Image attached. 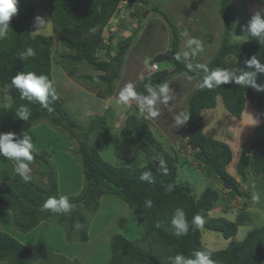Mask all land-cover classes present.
I'll return each mask as SVG.
<instances>
[{
  "label": "trees",
  "instance_id": "16d2710c",
  "mask_svg": "<svg viewBox=\"0 0 264 264\" xmlns=\"http://www.w3.org/2000/svg\"><path fill=\"white\" fill-rule=\"evenodd\" d=\"M135 1L145 0H50L48 13L55 34L33 36L31 27L34 21V7L18 0L17 13L10 19L8 34L0 37V87L8 90L11 96V105L0 107V124L6 130L15 132L28 130L44 120L52 125L62 126L75 135L74 129L77 127L72 125L74 121L70 120L57 91V99L48 97L49 108H52V111H49L43 108L38 100H22L19 91L11 86V79L18 72H35L37 75L47 76L53 81L56 89L53 53L57 34L61 46L67 50L64 54L60 53V60L71 66L87 64L93 69L106 72L100 73L99 76L109 82L110 86L107 92L99 93L102 96L113 93L112 81L120 77L124 59L135 35L120 39L117 38L116 32L111 30L112 26L108 31L105 27L121 4ZM233 6V0H221L220 7L224 18L222 39L215 56L202 65H194L191 62L193 58L197 59V54L185 58L181 47L182 32L180 33L170 14L162 12L173 34L168 49L158 53L154 60L168 62L172 68L141 78L138 93L150 95L147 90L149 87L156 89L158 93L159 85L168 84V77L174 74L197 80V88L187 97V113L190 114L187 121L188 144L194 157L203 164L202 169L206 175L219 179L228 196L242 198L244 207L236 220L224 216L230 211L227 207V212L221 213L222 216L210 215L222 199L220 192L212 186H207L197 198L191 184L179 182L178 157L167 151L157 140L145 117L131 114L126 118L120 135L123 141L143 152L144 158L148 157L147 162H139L140 158L135 156L134 163L115 166L101 155L89 141V135L96 127H100L94 125L106 119L105 117L98 118L88 128H80L83 138L79 139V154L84 185L78 195L68 200L70 211H42L43 202L49 197H55L57 200L60 198L59 185L51 171L45 174L49 177L48 190L42 185H35L30 179L25 181L17 173L12 176L11 182L0 185V205L7 206L12 211L14 226L19 231L30 232L46 220L61 224L68 240L88 242L90 214L86 213L98 210L102 196L114 194L129 204L139 224L144 228L149 243L143 246L123 234H115L110 243L111 258L108 264H172L170 257L182 254L185 260H194L196 252L210 253L214 264H264V226L254 227L244 239L232 241L225 248L218 250L206 246L201 233L202 229H205L230 240L238 234L239 226L250 220L247 211L249 203L245 199L247 193L237 178L227 170L233 158L231 146L224 140L208 138L203 131L202 112L215 108L219 98L226 109L238 119H241L249 97L256 95L260 105L264 104V92H254L248 85L243 87L235 83V79L240 76L228 63L231 56L248 61L262 49L259 42L232 40L237 24ZM29 48L35 55H27ZM104 50L105 52L101 53ZM113 50H117L114 55L111 54ZM177 54L179 59H176ZM205 67L209 70H226L230 74V82L212 89L202 88ZM21 105L28 108L27 120L18 114ZM32 155L34 159L31 162L50 167L46 165L50 160L47 150L32 152ZM160 161H164V165H161ZM249 171L264 178V136L252 140L241 149L237 172L246 180ZM144 173L149 174L152 183L140 179ZM147 201H151V207ZM177 209L185 213L188 222L187 234L177 235L178 229L172 224ZM195 215L203 218L202 226L191 223ZM75 228H78L79 236L73 235ZM34 255L30 247L0 229V260L8 261L9 264H35ZM48 259L49 257L42 260L41 264H48ZM55 264L82 263H74L70 258L61 256Z\"/></svg>",
  "mask_w": 264,
  "mask_h": 264
},
{
  "label": "rangeland",
  "instance_id": "374dc122",
  "mask_svg": "<svg viewBox=\"0 0 264 264\" xmlns=\"http://www.w3.org/2000/svg\"><path fill=\"white\" fill-rule=\"evenodd\" d=\"M19 1L34 7V21L31 27L33 36L55 34L53 22L48 13L50 0ZM220 4L221 0H145L121 4L120 6L124 7L113 13L105 29L108 31L113 24L119 25L116 32L117 38L126 39L132 34L135 37L124 59L120 77L112 81L113 93L106 96L99 93V91L107 92L110 86L109 82L99 76L100 73L106 74V72L93 69L87 64L71 66L62 62L60 53L64 54L67 50L61 46L56 34L53 53L56 91L65 110L69 113L70 120L74 121L72 125L77 128H73L75 135H72L70 130L64 127L42 120L28 130L12 131L16 134L13 142L23 141L27 134L32 137L31 142L34 144V150H30L31 152H41L43 149L49 152L50 160L46 165L50 167L36 162L28 163L30 180L35 185H42L48 190L49 177L45 174L51 171L59 185V197L67 196L69 200L78 195L84 185L79 154V139L83 138L80 128L90 127L100 117L106 119L94 125L100 127L91 131L89 141L107 161L115 166H122L134 163L136 156L140 158L139 162H147L148 157L144 158L143 152L123 141L120 135L127 115L135 114L137 117H145L157 140L167 151L178 157L180 183L191 184L197 198L207 186H212L220 192L222 199L210 215L222 216L221 213L227 212L225 209L227 207L230 211L224 216L236 220L244 207L242 198L228 196L227 190L223 188L219 179L206 175L202 169L203 164L194 157L188 144L187 122L176 123V117L181 112L187 113V97L197 88V80L177 74L169 76L167 101L158 92L151 106L145 101V97L151 98V96L138 93L141 78L154 73L151 66L155 62L158 63L154 60L155 56L168 49L172 40L173 32L162 12L170 14L169 16L178 25L180 33L182 32L181 47L185 58L192 55V48L195 47V45L189 47L187 41L190 38H196L201 42L203 51L198 53L197 59L193 58L191 62L194 65H202L215 56L222 39L224 18ZM233 8L237 24L232 40L259 42L262 49L254 56L264 65V34L255 37L247 29L248 22L255 13L260 12L264 15V0H234ZM121 13H125L126 16H121ZM37 18L42 23H38ZM114 41H116L115 38ZM104 52L105 50L101 51V53ZM116 52L117 50H113L111 54L114 55ZM185 53L188 54L185 55ZM228 63L239 76L254 73L251 79L258 85H264V73L257 72L255 66L249 67L247 61L231 56L228 58ZM167 68H172L168 62H159L157 69L160 71ZM129 83L134 85L138 97L130 99L129 103L132 105L123 106L117 102L119 93ZM248 87L250 88L251 85ZM251 89L257 92L252 87ZM9 105H11L10 92L0 87V107ZM149 108L157 111L159 115L150 117ZM202 115L205 135L210 139L224 140L231 146L233 158L227 170L237 178L246 191L245 199L249 203L247 211L250 220H246L239 226L236 237L226 240L219 233L202 229L203 243L209 248L218 250L225 248L232 241L244 239L254 227L264 226V178L260 174L249 171L247 179L243 180L237 172L242 147L264 136V104L260 105L256 95L249 97L242 117L238 119L226 109L219 98L217 106L203 110ZM2 127L4 126L0 124V132H11ZM15 167L12 160L0 156V185L12 181V176L16 174ZM89 214L88 242L68 240L61 224L46 220L30 232H21L14 226L12 211L4 205H0V229L12 233L14 237L34 250L35 264H41L42 260L48 257L50 260L48 264H55L61 256L65 255L74 263L108 264L111 258L110 243L112 237L118 233L140 242L143 246L148 245L149 240L144 228L139 224L129 204L119 196L114 194L102 196L98 210L94 213H86V215ZM51 228L53 229L50 231ZM58 233L61 237H57ZM73 235L79 236L78 228H75ZM215 242L216 245H213ZM0 264L9 263L0 260Z\"/></svg>",
  "mask_w": 264,
  "mask_h": 264
},
{
  "label": "clouds",
  "instance_id": "9594fccd",
  "mask_svg": "<svg viewBox=\"0 0 264 264\" xmlns=\"http://www.w3.org/2000/svg\"><path fill=\"white\" fill-rule=\"evenodd\" d=\"M18 0H0V37H4L8 34V30L10 28V19L11 17L17 13V4ZM234 3V0H233ZM120 8V7H119ZM119 10V9H118ZM117 10V11H118ZM116 11V12H117ZM115 12V13H116ZM38 23H42V21L37 18ZM116 26L118 29L119 25ZM248 32L255 37H260L264 34V15L260 12L255 13L248 22L247 25ZM113 30V32H117ZM187 45L192 48V54L196 55L203 51V46L199 40L196 38H190L187 41ZM188 53H185L187 55ZM23 55V53L21 54ZM27 55L32 56L35 55L33 50L29 48L27 50ZM176 59H179V55L177 54ZM159 64V62H158ZM249 67L255 66L257 72L264 73V65H262L255 56L247 61ZM205 72V76L203 78L201 87L212 89L214 87H219L222 84H228L230 82V74L220 68H216L213 70H209L208 68L203 69ZM254 73H245L240 77L235 79V83L241 85L243 87L247 85H251L253 89L257 92H264V85L256 84L251 76ZM11 86L16 88L19 91L20 98L22 100H27L32 102L34 99L38 100L43 108H47L49 111H52V108H49L48 105V97L52 96L55 100L56 89L54 87L53 81L48 79L45 75H37L35 72H18L11 79ZM148 92L150 93L151 98L145 97L146 104L151 106L158 93L154 88L149 87ZM159 94L163 96L164 100L167 101L168 96L167 93L169 91L168 84H160L158 87ZM138 94L134 89V85L132 83L127 84L119 93V102L122 104H127L130 99H137ZM19 116L27 120L28 119V108L25 105H21L18 109ZM148 115L150 117H156L159 113L151 108L148 109ZM190 118V114L186 112H181L180 115L176 117L177 124H185ZM15 133L12 132H0V156L5 157L6 159L12 160L16 167L15 171L19 174L25 181L30 179L29 172L30 168L27 162L33 161L34 157L30 150H34V144L31 142L32 137L25 134V138L20 142H13ZM23 158V159H21ZM161 165H164V161H160ZM165 174L167 173L166 166L164 167ZM141 180H148L149 183L153 181L150 179L148 173H144L140 177ZM149 207H151V201H147ZM71 210V205L68 203L67 196H60L57 200L55 197H49L46 201L43 202L42 211H50L52 213L58 212H68ZM191 223L196 226L203 225V218L199 215H195L192 218ZM172 224L178 229L177 235L187 234L188 232V222L185 217V213L181 209H177L176 215L172 219ZM194 260H185L182 254H177L173 257H170L172 264H214V261L210 259V253L208 252H196Z\"/></svg>",
  "mask_w": 264,
  "mask_h": 264
},
{
  "label": "crops",
  "instance_id": "0c3cea01",
  "mask_svg": "<svg viewBox=\"0 0 264 264\" xmlns=\"http://www.w3.org/2000/svg\"><path fill=\"white\" fill-rule=\"evenodd\" d=\"M124 21H125V20H124ZM122 22H123V21H122ZM116 99H117V98H116ZM117 102H119V100H118ZM129 102H130V101H129ZM129 102H128L127 104L132 105V104L129 103ZM119 103H120V102H119ZM121 104H122V103H121ZM127 104H123V106H126ZM129 115H131V114H129ZM129 115H127V117H128ZM127 117H126V118H127ZM125 120H126V119H125ZM122 121H123V120H122ZM122 121H121V122H122ZM148 122H149V121H148ZM82 185H83V184H82ZM82 185H81V186H82ZM42 225H44V224H42ZM48 226H49V225H48ZM52 229H53V228H51L50 231H51ZM8 233H10V232H8ZM10 234H12V233H10ZM12 235H13V234H12ZM57 237H61V235H59V233H58ZM212 239H213V238H212ZM20 241H21V240H20ZM213 245H216V242L213 243ZM33 251H34V250H33ZM65 256H66V255H65ZM66 257H68V256H66ZM68 258H69V257H68Z\"/></svg>",
  "mask_w": 264,
  "mask_h": 264
},
{
  "label": "built area",
  "instance_id": "2783aa9c",
  "mask_svg": "<svg viewBox=\"0 0 264 264\" xmlns=\"http://www.w3.org/2000/svg\"><path fill=\"white\" fill-rule=\"evenodd\" d=\"M116 22H118V20L116 19ZM116 26L111 27V30H115ZM159 67V64L157 62L153 63V69H157Z\"/></svg>",
  "mask_w": 264,
  "mask_h": 264
},
{
  "label": "bare ground",
  "instance_id": "6f19581e",
  "mask_svg": "<svg viewBox=\"0 0 264 264\" xmlns=\"http://www.w3.org/2000/svg\"><path fill=\"white\" fill-rule=\"evenodd\" d=\"M124 6L122 5V6H120V8L119 9H121V8H123ZM121 16H126V14L125 13H121ZM152 64V63H151ZM151 69L154 71V72H156V71H159L158 69H153V64H152V66H151Z\"/></svg>",
  "mask_w": 264,
  "mask_h": 264
},
{
  "label": "water",
  "instance_id": "95a60500",
  "mask_svg": "<svg viewBox=\"0 0 264 264\" xmlns=\"http://www.w3.org/2000/svg\"><path fill=\"white\" fill-rule=\"evenodd\" d=\"M2 128H4V127H2Z\"/></svg>",
  "mask_w": 264,
  "mask_h": 264
}]
</instances>
